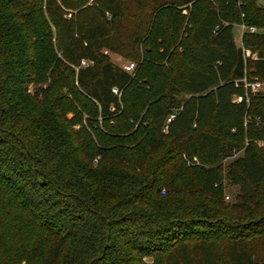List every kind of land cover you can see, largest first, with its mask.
I'll list each match as a JSON object with an SVG mask.
<instances>
[{
  "label": "trees",
  "instance_id": "16d2710c",
  "mask_svg": "<svg viewBox=\"0 0 264 264\" xmlns=\"http://www.w3.org/2000/svg\"><path fill=\"white\" fill-rule=\"evenodd\" d=\"M244 77L264 83L254 0H0V264L214 244L264 264V91L246 102Z\"/></svg>",
  "mask_w": 264,
  "mask_h": 264
},
{
  "label": "rangeland",
  "instance_id": "374dc122",
  "mask_svg": "<svg viewBox=\"0 0 264 264\" xmlns=\"http://www.w3.org/2000/svg\"><path fill=\"white\" fill-rule=\"evenodd\" d=\"M239 1V0H237ZM258 6L264 7L263 2H259ZM189 7V6H188ZM187 8L185 7H179L177 12L186 17L185 21V26L187 25ZM233 34H234V43L237 47H241V42H240V29L236 26H233ZM246 51V50H245ZM248 55H250L249 51H246ZM105 54L108 55L110 58V61L114 64L117 65L120 68H124L125 66L129 65L130 63L134 64V68L129 71V73H132L133 75L136 74L139 65L128 59V58H123L120 57L117 54L105 51ZM254 56V54H251ZM42 81L40 82H35L29 87L30 91H33L35 88L39 87L42 85ZM262 91H264V84L262 85ZM261 91V92H262ZM180 98H184V96L180 95ZM83 115V121L86 119V116L82 113ZM72 115L69 114V117ZM231 161V159H226L223 161V166L224 170L226 169L228 163ZM237 193V188L233 185H231L228 181L224 180V196L228 197L226 200L224 197V202L226 203H233L235 195ZM203 231L209 232V230L204 229ZM144 264H224L221 263L220 261V256L218 252V247L216 244L210 245V246H191V245H185V246H180L176 248L172 252H168L162 255H159L158 258L152 259V258H147L144 259Z\"/></svg>",
  "mask_w": 264,
  "mask_h": 264
},
{
  "label": "built area",
  "instance_id": "2783aa9c",
  "mask_svg": "<svg viewBox=\"0 0 264 264\" xmlns=\"http://www.w3.org/2000/svg\"><path fill=\"white\" fill-rule=\"evenodd\" d=\"M254 1L257 2V3H259V2H263L264 3V0H254ZM234 26H236V27H238L240 29V42H241L242 35H243L244 32H248V33L253 34V33H255L257 31L255 27L246 26L244 23L235 24ZM242 51H243L244 57H245V55L246 56L248 55L247 52L244 49H242ZM80 66L81 67L87 66V62L86 61H81ZM133 68H134V64L133 63H130L129 65L125 66L123 68V70L129 73V71L132 70ZM239 82L242 84V87L244 89V97H245V101L246 102H248V95L262 91L261 88H262V85L264 84L262 82H259V81L253 80V79H250L249 80L246 77H244L243 79H241ZM114 92L116 93V90H114ZM233 99L236 102L241 101V98L240 97H234ZM174 118H175V115L174 114H171L166 119V124L171 123V121ZM256 145L258 147H260L261 149H263V151H264V141L256 142ZM225 199L227 200L228 197H225Z\"/></svg>",
  "mask_w": 264,
  "mask_h": 264
}]
</instances>
